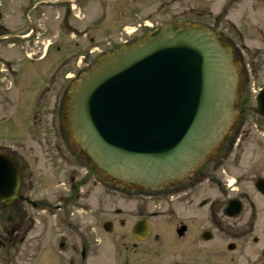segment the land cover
Listing matches in <instances>:
<instances>
[{
  "label": "flooded vegetation",
  "instance_id": "1",
  "mask_svg": "<svg viewBox=\"0 0 264 264\" xmlns=\"http://www.w3.org/2000/svg\"><path fill=\"white\" fill-rule=\"evenodd\" d=\"M237 10H242L244 24L246 21L249 23L247 26H240L241 29L237 28L234 23L239 18L235 13ZM263 16L264 0H0V138L7 139L10 132V105L7 106L9 92L17 91L13 95V102L16 103V109L23 108L21 104H23L24 88L26 87L23 85L27 71L26 65L34 66L37 60H41L38 57L30 60L27 58V54L31 52V47L29 48L27 45L34 44L33 40L36 37L40 40V45L42 41L48 39L49 46L56 50V54L63 57L61 66L56 70L60 72L67 69L63 74V79L72 82L101 56L121 45L141 40L155 28L172 23H194L214 29L219 38L231 46L236 59L243 60L245 56L262 57L264 56L262 47L254 46L255 48L251 49L249 44L264 45ZM220 28H225L226 32ZM130 29L132 30L129 31ZM40 30H43V36H41ZM7 54H10L8 55L10 59L7 58ZM41 54V47H38L37 52H33L35 58L37 55L41 58ZM50 54L49 48L43 59H47ZM13 63L17 64V68H12ZM70 86L71 84L65 90L66 94L59 93L57 95L58 101L52 116L53 123H56V120L60 118L58 114H61V107L65 103V96L68 94ZM32 93L33 97L30 101L34 105H31L30 109L34 111L33 121H37L40 119V104L44 93L41 94L40 89L34 90ZM59 102H61L60 105ZM16 116L18 119H24L21 113ZM237 123L229 137L234 133ZM61 138L64 136L61 135ZM56 147L54 160L68 162V157L65 155L68 148L64 150L60 146ZM23 151L22 149H9L0 146V153L8 156L18 167L21 179L20 195L36 204L33 206L30 202L20 201L17 210L12 208L14 210L10 215L12 220H8L9 216L7 221L8 223L17 221L18 226L3 228L2 235L0 232V241L4 244V248L0 252V258L2 257L0 264L9 263L10 250L17 248L18 241L24 244L27 240V236L36 225L34 214L46 212L44 210L38 212V209L43 208L45 203L43 199L34 198L36 195L34 179L36 167L34 168L30 164V154ZM64 165L65 162H61L57 166L60 168ZM88 173L86 171L82 176L76 171L69 176V187L66 188L68 195L59 196L60 203L58 207H55L56 215L53 216L56 217V220L59 216L55 227L58 228L60 225L62 232L58 246L61 253H70L69 259H63L65 264H94V252L97 249L100 250L102 246V243L95 238L97 233L94 223L98 224L108 236H114L117 231H124L128 236L126 242L110 246L114 264H160L154 260V257H160L172 249L171 242L173 241L170 240L181 244L185 241H192L189 246L192 247V250L200 241L205 243L213 241L215 236L213 232L207 230L196 233L193 230L194 222H179L175 225L172 233L169 236L165 235L167 238L164 237L162 233L158 232L156 225L159 224V219L174 220V213L148 210L149 205L153 202V197H150L148 204L140 206L132 216L119 208L106 210L107 204L119 202L120 199L114 195L105 194L101 178L92 173L88 177ZM91 178H93V183L90 184ZM192 180L193 178L186 182L190 183ZM195 184L198 185L199 181L197 180ZM65 185L63 182V186ZM187 188V184L184 183L169 187L165 191L167 196L163 197L166 200L159 197L160 200L157 201L167 205L175 198V195L180 193L187 195ZM96 192L98 194L93 197ZM107 198H112L113 201L107 202ZM81 200L84 201L85 214L91 218V221L85 222L84 220L83 223L86 227L83 226L82 229H76L75 233H71L70 228L73 229V225L79 226V224L72 222L70 213H66V210ZM205 201H208L206 206L211 203L209 199ZM200 208H202L201 204ZM58 211L59 214H57ZM213 218H216L215 213H210V217L207 219L210 227L215 225ZM68 225H70L69 228H67ZM252 233L253 230L245 235L249 236ZM73 236H83L85 243L68 242L74 238ZM252 241L256 246L261 243L258 237H253ZM231 245L234 246L233 250L229 249ZM227 249L229 252H234L236 246L230 244ZM55 252L57 253L56 249ZM30 257L25 261L27 264H32L38 258L37 253ZM47 260L51 264H59L55 253L40 259V264ZM181 264L198 263L185 262ZM248 264H264V246L258 258L249 261Z\"/></svg>",
  "mask_w": 264,
  "mask_h": 264
},
{
  "label": "water",
  "instance_id": "2",
  "mask_svg": "<svg viewBox=\"0 0 264 264\" xmlns=\"http://www.w3.org/2000/svg\"><path fill=\"white\" fill-rule=\"evenodd\" d=\"M238 70L231 49L208 28L161 27L101 57L73 85L65 107L70 141L119 187L157 191L184 182L213 157L236 120ZM257 103L264 117V90ZM256 187L264 195V181ZM19 190L17 167L0 154V204L26 200ZM242 211L232 201L226 214Z\"/></svg>",
  "mask_w": 264,
  "mask_h": 264
},
{
  "label": "rangeland",
  "instance_id": "3",
  "mask_svg": "<svg viewBox=\"0 0 264 264\" xmlns=\"http://www.w3.org/2000/svg\"><path fill=\"white\" fill-rule=\"evenodd\" d=\"M235 13L239 16L234 22L237 28L241 29L240 26L249 25L247 21L244 24L242 10H237ZM262 19L264 20V16ZM225 28H220V30L226 32ZM49 42L48 39L44 42L42 41L39 46L41 51H45ZM249 46L251 49L255 48L254 46H260L264 50V45L249 44ZM51 48V54L44 61L37 60L35 62L36 65L33 64L34 66L25 64L27 71L23 82V85L26 86L24 88L23 104H21L23 108L16 109V103L13 102V95L17 91L9 92V104L7 106L10 105V132L7 139L0 138V146L9 149H22L24 150L23 152L30 154V164L32 167H36L34 172V175L36 174L34 178L36 181V195L34 198L43 199L45 205L43 204L44 207L38 209V212L40 210L46 212L34 214L36 219L35 227L27 236L24 244L18 241L17 248L10 250L9 263L6 262L4 264H27L25 261L32 258L30 255H34V253H37L38 258H35L36 260L32 264H40V259L51 253L57 255L59 264H65L66 262L63 259H69L70 257V253L64 254L60 251L58 243H60V234L62 232L60 225L58 228L55 227L59 216H57L58 219L56 220L53 215H56L55 207H58L60 203L59 196L68 195L66 188L69 187V176L76 173V171L84 176L88 169H85L83 165H79L78 161H82L79 159L77 151L74 148L70 149L65 130L62 127L61 114H58L60 118L56 120V123L52 122L54 108L58 101L57 95L59 93L66 94L65 90L68 89L71 82L63 79V74L67 69L57 72L56 69L61 66L63 57L60 54H56V50ZM43 52L41 54L42 57L44 56ZM8 55L10 54H7V58L10 59ZM39 55L36 58L32 57V59H37V57L41 59ZM238 62L242 66L240 73L243 76L244 91H246L245 97L243 96L245 99L239 105V110L242 114L236 119L238 122L237 126L232 136L226 140L228 147L222 155L204 165L200 169L199 174L193 177L192 182L184 183L188 186L187 195H183V193L175 195V198L166 205L161 201L160 203L157 201L159 197L167 196L165 191L134 193L126 189H117L112 184L106 183L101 179L104 184V193L111 194V196L114 195L120 199L119 202L113 203L111 202L113 201L112 198V200L107 198L106 201L111 203L107 204L106 210L119 208L132 216L139 210L140 206L148 204L150 197H153V202L149 205L148 210L159 213L166 211L174 213V220L159 219V224H155L158 232L162 233L164 237H166L165 235L169 236L179 222H194L195 228L193 230L196 233L209 230L215 235L211 243L200 241L194 250L189 247L192 241H185L181 244L170 240L173 241L171 242L173 244L172 249L160 257H154V260H157L160 264H181L185 262L198 264H248L249 261L258 258L264 246V195H261L255 187V183L259 179H264V120L255 110V95L253 93V90L260 91L264 88V56L257 58L245 56L243 60L238 59ZM22 65L24 66V64ZM11 66L12 68H17L16 63ZM53 75L55 76L52 77ZM39 89L41 94L44 93L40 104L41 114L39 116L40 119L38 118L39 120L33 121L34 111L30 107L34 104L30 99L33 97L32 92ZM60 104L61 102H59ZM20 113L23 114L24 119L17 118L16 114ZM61 134L65 135L64 138H61ZM56 146H60L64 150L70 149L65 152L68 162L54 160ZM61 162H65V165L58 168L57 165H60ZM89 176H91V173L88 174ZM197 180L199 181L198 185L195 184ZM200 180L203 181L202 184ZM63 182L66 184L65 186H63ZM89 183H93V178L90 179ZM97 194L96 192L93 197ZM208 199L211 203L204 208H200V204ZM163 200L166 199L163 198ZM232 200H240L244 205V210L240 216L230 219L226 217L224 211ZM12 208L17 210L18 204L10 208L0 205L1 235L3 234V228L18 226L17 221L12 223L7 221V218L14 211ZM85 212L83 200L75 202L68 207L66 213H70L74 224L75 222L79 224V226L73 225V229L70 228L71 233H75L76 229H82L83 226L85 228L84 220L85 222L91 221V218ZM210 213H215L216 216V218H213L215 221L213 227H210L207 222ZM57 214H59V211ZM69 227L70 225L67 226V228ZM94 227L97 233L95 238L102 243L101 249H97L94 252V264H114V256L110 246L126 242L128 240L127 234L124 231H117L114 236H108L98 224L95 225L94 223ZM251 230H253V233L246 236L245 234H248ZM73 237L68 242H76L75 244L85 243L83 236ZM253 237L260 239V245L256 246L253 243ZM230 244L236 246L234 252L228 251L227 247ZM37 249H40V251H37ZM106 259L110 260L107 261ZM41 264L51 263L47 260L45 262L42 261Z\"/></svg>",
  "mask_w": 264,
  "mask_h": 264
}]
</instances>
